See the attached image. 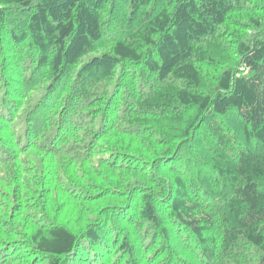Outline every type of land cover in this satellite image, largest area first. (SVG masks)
<instances>
[{"label": "trees", "instance_id": "1", "mask_svg": "<svg viewBox=\"0 0 264 264\" xmlns=\"http://www.w3.org/2000/svg\"><path fill=\"white\" fill-rule=\"evenodd\" d=\"M0 264H264V0H0Z\"/></svg>", "mask_w": 264, "mask_h": 264}]
</instances>
